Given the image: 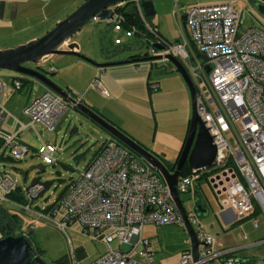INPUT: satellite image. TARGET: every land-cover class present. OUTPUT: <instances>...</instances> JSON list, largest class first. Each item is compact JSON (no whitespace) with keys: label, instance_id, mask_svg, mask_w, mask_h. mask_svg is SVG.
<instances>
[{"label":"built area","instance_id":"obj_1","mask_svg":"<svg viewBox=\"0 0 264 264\" xmlns=\"http://www.w3.org/2000/svg\"><path fill=\"white\" fill-rule=\"evenodd\" d=\"M124 1L112 6L113 15L109 19L115 29L123 27L124 17L116 8ZM135 2L139 14L144 16L140 1ZM92 19L98 20L99 16L94 15ZM177 21L181 29L180 41L175 43L157 37L153 41L164 48L156 50L150 46L148 54H172L183 63L196 88V111L216 147L213 164L208 168L190 167L186 173H181L177 190L179 194L187 192L204 171L209 172L208 180L218 173L219 178L213 181L216 186H211L224 206L232 208L239 216L249 215L256 208L264 215V27L243 25L242 8L232 1L192 4L184 20L177 12ZM145 25L151 28L146 21ZM126 30L134 33L137 28L132 25ZM120 41L119 37L115 38V42ZM62 47L66 48L67 42ZM201 53L207 58L201 60ZM23 76L17 73L14 77L15 89L21 87ZM6 93L7 85L0 79V97ZM68 94L73 97L70 92ZM69 105L73 106L74 102L53 91L36 93L23 108L30 121H19L20 128H35L36 123H41L47 130L54 131ZM3 115L0 103V121ZM0 138V157L6 152L18 159L27 154V145L16 133L0 130ZM57 151V145L48 141H41L36 147L45 163L54 162ZM14 184L6 174L0 175V186L5 191ZM36 192L33 188L29 196ZM3 199L6 197L0 195V202ZM60 206L64 212L56 221L59 227L78 221L85 232H92L107 245L103 253L82 264H155L154 251L149 238L142 235V226L145 223L186 226L161 174L111 136L105 138L70 182L52 212L55 214ZM188 219L200 241L198 257L193 256L189 236L178 264H206L212 260L236 263L237 258L232 254L234 248H214V237L197 219L196 212L188 214ZM258 221L257 217L252 218L255 226ZM113 240H117V247L111 246ZM260 242L264 243V238Z\"/></svg>","mask_w":264,"mask_h":264},{"label":"crops","instance_id":"obj_2","mask_svg":"<svg viewBox=\"0 0 264 264\" xmlns=\"http://www.w3.org/2000/svg\"><path fill=\"white\" fill-rule=\"evenodd\" d=\"M226 1H232L235 4L234 0ZM50 2L51 0H0V49L14 47L37 38L52 28L58 20L62 19L61 11L57 10V8L51 7ZM192 4L202 3H189L184 2L183 0H154L153 5L155 12L150 16V21L153 22L157 26L159 32L166 37L158 27L160 19L163 17H169L177 20V12L183 16L188 7ZM106 20V23H108V25L111 24L113 27V22L109 18ZM242 23L245 24L243 18ZM261 27H264V25ZM133 35L137 41L142 40L146 42L147 50L132 51L135 49L133 43H122V40L120 42H115V38L118 37L116 36L114 38L116 46L112 51L107 50L104 45L100 46V50L105 56L102 55V58L99 59L87 53L88 51H85V46L80 40L78 41L75 38H71L70 41H75L77 43V51L88 56L95 62L119 61L128 59L135 53H140L142 54L141 56H143L145 52L149 51L151 46L150 41L138 37L135 33H133ZM110 51L119 53L110 57V55H106L105 53ZM28 65L36 67V64L33 63ZM37 65L41 67V71H49L52 76H48L68 92H71L73 97L98 110V112L105 118L118 124L151 150L162 155L171 162L177 159L188 132L191 114L187 118L185 129H182L178 124L175 126H173L174 124H170L169 126V123L166 122V120L163 121L159 117L163 105L162 92L164 89H168L171 86L176 87L181 93L183 92L184 98V94L187 93V90L189 95L190 92L187 84L180 73L175 70L172 63L170 67L163 66L158 69V74H153L152 72L156 68V65L153 62L149 63L139 60L99 66L77 54L51 53L47 55L46 60ZM52 67L54 68L53 70L48 69ZM7 70H0V79H3L7 85L6 95L0 97V103L4 108V114H6L3 115L1 124L2 128L4 120L10 115L11 118L9 122H12V118L14 119L13 131L11 132L17 134L18 138L27 145L28 150L29 147H32L30 142L33 143L34 138L39 141V144L41 141L52 142L46 136V133L44 132L45 127L41 123H36L35 128L31 126L20 128L19 123V121L25 123L30 121V117L23 112V108L28 104L34 94L47 90V87L37 79L25 75L27 79L23 80L21 87L15 89L12 85V81L18 72ZM96 80L99 81V84H95ZM17 108H19L18 113H15L14 111ZM73 109L77 110V115L85 116L75 106H73ZM66 114L67 113H65L62 118L67 119L68 114ZM85 117L89 119L87 116ZM60 121L58 123L59 126ZM168 127H172V129L169 131ZM74 128H76V126ZM27 129L29 132H25ZM3 131L8 132L5 129H3ZM108 137H110V135H108ZM100 146L101 145L95 149L92 156L97 152ZM170 154H173V156L175 154V157L172 156L173 159H171L172 157H169ZM10 157L11 156L8 152L0 157V170L3 171L4 174H6V172L2 166L9 161H14ZM204 183L206 184L207 182L203 178L196 180L187 192L191 193L197 202H200L207 208L200 198L206 196ZM5 192L6 191L0 186V195L6 197V199H3L1 202L7 207L13 209L16 204L21 205L24 209H29L31 207L30 202L34 198L33 196L30 197L29 193L27 194L26 191H24V193L27 196L28 201L24 203L8 199ZM64 192L60 194L59 198ZM55 203L56 201L51 207L49 206L50 209H48V211H51V213H53L51 209ZM26 205H29V207L25 208ZM255 210L249 215L241 217L232 208L220 204L219 215H217L219 221L217 224L218 226L214 230V234L213 232L206 230L214 237V248H234L232 254L237 259L243 258L244 260H247V258L253 256L264 258V246L263 248L261 246V248L256 247L258 243H261L260 240L262 239L259 237V233L254 232L253 230L242 232L239 227L241 221L245 218H258V215L261 213L258 208ZM32 226L33 223L30 222L28 227L32 228ZM157 226L158 225L153 223H145L142 226V235L149 238L151 248L152 233H154ZM215 226V222L211 221L210 228H214ZM253 226L255 225L253 224ZM144 227L147 228V231L144 230ZM26 230L27 229L22 231L25 233ZM153 251L155 250L153 249ZM179 258L180 252L170 255L169 257H163L161 258V261L157 263L155 262V264H178ZM206 264L223 263L220 260H212Z\"/></svg>","mask_w":264,"mask_h":264},{"label":"rangeland","instance_id":"obj_3","mask_svg":"<svg viewBox=\"0 0 264 264\" xmlns=\"http://www.w3.org/2000/svg\"><path fill=\"white\" fill-rule=\"evenodd\" d=\"M83 1L84 0H51L50 5L51 7L60 10L61 16L64 17ZM183 1L189 3H214L226 0ZM234 2L237 7L240 6L243 9L242 18L245 23L243 25H264L263 18L257 12L252 0H234ZM106 22V19H99L98 21L89 19L71 38H75L78 41L80 40L85 46V51H88L87 53L97 59L102 58L103 55L100 50L101 45H104L107 50L111 51L115 48L116 44L114 43V38L116 36L122 40V43H133L135 49L132 51L147 50L146 42L142 40L137 41L133 33L128 32L123 27L115 29L111 24L108 25ZM158 27L171 42L181 35L180 25L176 19L163 17L160 19ZM111 51L105 52L106 55L113 57L119 53ZM199 58L201 60L204 59L202 55H199ZM142 61L149 63L153 62L156 65V68L154 67L155 69L152 72L153 74H158L159 72L157 70L163 66H171V63L163 58ZM30 63L31 62H26V64ZM0 70L6 71L7 69L0 68ZM44 72L47 75L52 76L49 71ZM162 95L163 105L159 114L160 119L163 121L166 120V122L169 123V126L170 124H174L173 126L178 124L182 129H185L187 118L191 114V100L188 90L187 93L184 94L185 98L183 92L181 93L173 86L164 89ZM18 110L19 108L14 112L18 113ZM66 111L67 112L65 113L68 114H66L67 119L62 118L60 126L58 125L56 130L49 131L44 128L46 136L50 141L57 145V159L54 162L45 163L42 161L41 157L36 152V147L39 145V141L34 138V142H30L32 147H29L25 156L17 161H9L2 167L5 169L6 175L9 178L17 184H22V176L20 173L22 169L27 168L32 164L41 163L45 165V169L42 171V177L54 178V182L42 196L31 200V207L29 209H24L19 204H16L15 207H13V209L20 212L22 218V225L20 228H17V233H20V230L28 229L29 223L32 222L33 226L29 232L32 244L34 247L42 249L41 255L46 262L52 263L53 260H55L61 263L63 262V264H82L103 253L107 249L106 243L101 238L95 236L92 232H85L78 221L68 223L65 227H59L56 221H59L62 218L64 212L63 207L60 206L55 214L44 208L58 200L61 192L64 191L71 180L78 176L79 171L83 169L86 163H88L95 149L101 145L109 134L85 116L77 115V110L73 109L72 105H69L68 110ZM75 115L79 117H76ZM10 118L9 115L6 120H4L3 129L12 133L14 119L12 118V122H9ZM75 126L76 128H74ZM168 128L169 131L172 129V127ZM25 132H29V130L27 129ZM172 156L173 154H170L169 157L171 158ZM173 157H175V154ZM173 157L171 159H173ZM203 179L207 182L206 184L204 183L206 196L200 198L207 208L205 213H196V216L204 225V228L214 234V230L218 226L217 224L219 220L217 215H219L220 204L222 203L220 201V195L212 188L208 179L206 177ZM180 197L187 213L191 214L195 212L193 208L195 204L194 196L189 192H181ZM258 219L259 225L257 227L253 226L252 219H243L239 226L241 228L240 231L246 232L253 230L254 232L259 233L260 238H264V215L259 214ZM211 221L215 222L216 226L214 228H210ZM144 230L147 231V228L144 227ZM188 237V232L183 225L177 223L158 225L156 230H154V233H152L151 239L152 248L155 250L153 254L155 262L157 263L161 261V258L163 257H169L170 255L181 252V250L188 245L185 242ZM214 245L215 241L213 246ZM111 246L117 247V240L111 241ZM260 246L263 248L264 243H258L256 245V247ZM223 264L229 263L223 262ZM249 264H264V258L253 256L252 261H249Z\"/></svg>","mask_w":264,"mask_h":264},{"label":"water","instance_id":"obj_4","mask_svg":"<svg viewBox=\"0 0 264 264\" xmlns=\"http://www.w3.org/2000/svg\"><path fill=\"white\" fill-rule=\"evenodd\" d=\"M123 0H84L74 10L68 13L65 17L58 20L56 24L46 31L41 36L31 39L25 43L16 45L10 48L0 49V68L16 71L20 74L33 77L40 81L47 87V90L53 91L59 94L61 97L74 102V105L81 113L86 115L89 119L97 123L102 129L111 134L112 137L123 143L131 150H133L140 157L150 163L164 178L170 187L171 194L177 202L180 211L185 219V228L192 241L193 256L195 259L198 257V246L200 241L197 238L196 232L192 223L188 219V213L185 209L180 194L177 190L176 183L179 175L181 174L182 167L185 163L192 168H208L213 164L216 147L213 143V137L210 134L208 128L199 117L196 111V88L189 76L183 63L172 54L161 53L156 54H144L143 56H133L131 58L119 61H107V62H95L88 56L77 51V43L70 41L71 37L78 32V30L89 20L92 16L97 15L101 19L111 18L113 15L112 6ZM144 14L151 16L155 12L153 0H139ZM255 4L257 12L264 19V0H252ZM185 19V14L182 16ZM180 38L177 37L173 42H179ZM67 42V47L62 45ZM151 46L156 50H162L164 45L157 41H151ZM51 53H73L81 56L84 59L92 61L99 66H107L110 64L131 62L139 60H156L163 58L171 62L175 70L180 73L183 80L187 84L191 97V117L188 127V132L183 142V146L178 154L173 169H169L164 162L153 154L144 145L137 142L131 136L123 132L114 123L105 118L102 114L94 110L88 104L76 101L72 96L68 94V91L62 86L53 81L46 73L38 69L37 67L30 66L26 62L38 64L42 62V59ZM200 53V52H198ZM204 58H207L205 53H201ZM206 69L209 70V65H206ZM6 115V114H4ZM2 120L0 121V130H3ZM42 172L45 169V165L38 163L32 164L27 168L20 171L22 176V184H16L23 188L27 194L36 188L37 192L33 198L42 196L44 192L53 184L54 178H40L39 175L27 176L34 169ZM231 170V169H230ZM225 174V171L222 172ZM220 174L216 173L215 176L209 177V184L213 182L215 178H219ZM220 183L222 180H219ZM212 186H216L213 182ZM194 210L197 214H202L206 211L200 202L194 201ZM32 244L25 235H6L0 237V264H30L32 251ZM34 261L37 264H47L40 256H35ZM245 260L238 258L235 264H243ZM231 264V263H229Z\"/></svg>","mask_w":264,"mask_h":264},{"label":"trees","instance_id":"obj_5","mask_svg":"<svg viewBox=\"0 0 264 264\" xmlns=\"http://www.w3.org/2000/svg\"><path fill=\"white\" fill-rule=\"evenodd\" d=\"M116 9L119 12H121L122 15H123V17H124V20L122 22L123 28H126L127 29L130 26L135 25L136 28H137V30L134 33L137 34L138 37H140L142 39H146V40H148L150 42L153 41V40H155V38H157V37H163V38L167 39L166 37H164L159 32L157 26L153 22L150 21L151 20L150 19V16H146V15L141 16L139 14V11L137 9V5H136L135 0H125L124 3L121 4L120 6H118ZM145 21L149 23V25H150L151 28H148L145 25ZM145 54H148V52H145ZM141 55L142 54H140V53H135V54H132L131 57H133V56H141ZM36 67L38 69L41 68V67H39V65H36ZM26 79H27L26 76H23L22 77V83H23V80H26ZM90 107H92V106H90ZM93 109L96 110L95 108H93ZM96 111L98 112V110H96ZM91 121L93 123H95L93 120H91ZM109 121H111V120H109ZM95 124H97V123H95ZM115 125L118 128H120L123 132H125L126 134H128L129 136H131L133 139H135L137 142H139L140 144L144 145L143 143H141L140 141H138L135 137H133L130 133H128L127 131H125L124 129H122L119 125H117V124H115ZM108 134L111 136L110 133H108ZM0 144H1V138H0ZM121 144H123V143H121ZM144 146L146 148H148L157 157H159L169 169H173L174 168L176 160L173 161V162H171V161L167 160L166 158H164L162 155H160V154L156 153L155 151L151 150L146 145H144ZM10 158L13 159V160H19L18 158H13V157H10ZM189 169H190V167L187 165V163H185L183 165V167H182L181 173H186ZM2 174H3V171L0 170V175H2ZM208 175H209V172L208 171H206V172L204 171L201 178L206 177L208 179ZM69 184L67 185V187L69 186ZM67 187H66V189H67ZM66 189L64 191H66ZM64 191H62V192H64ZM5 193H6V196H7L8 199H13V200H15L17 202H20V203H24V202H27L28 201V198L25 195L23 188L21 186H19V185H14L12 188H10L9 190H7ZM51 206H52V204L50 205V207ZM50 207L48 206V208L46 207V209L48 210V209H50ZM241 217H243V216H241ZM21 225H22V220H21L20 212H18L17 210L11 209V208L7 207L4 203L0 202V237L6 236V235L24 234L25 237H27V239H29L30 242H31V244H32V240H31L30 234H29V232L31 231L32 228H29L28 227V229L26 230L25 233L22 230H20V233H17V228H20ZM32 249H33L32 250L33 253L31 254L30 264H37L34 261V258H32V255L34 253L35 254L38 253V255H40L41 258H42V255H41L42 249L39 248V247H34L33 244H32ZM53 262L56 263V264H63V262L61 263V262L55 261V260H53Z\"/></svg>","mask_w":264,"mask_h":264},{"label":"flooded vegetation","instance_id":"obj_6","mask_svg":"<svg viewBox=\"0 0 264 264\" xmlns=\"http://www.w3.org/2000/svg\"><path fill=\"white\" fill-rule=\"evenodd\" d=\"M34 171V172H33ZM31 173H28L27 174V176L28 177H30L31 175H33V174H35V175H39V177L40 178H50V177H42V172H39L37 169H34ZM35 256H40V255H38V253H34L33 255H32V258H34ZM41 257V256H40ZM249 261H252V257L251 258H249V259H247V260H245L244 262H243V264H249ZM46 262V261H45ZM47 264H56V263H54V262H52V263H49V262H46Z\"/></svg>","mask_w":264,"mask_h":264}]
</instances>
